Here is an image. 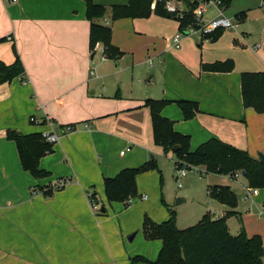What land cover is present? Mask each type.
Segmentation results:
<instances>
[{
	"label": "crops",
	"instance_id": "0c3cea01",
	"mask_svg": "<svg viewBox=\"0 0 264 264\" xmlns=\"http://www.w3.org/2000/svg\"><path fill=\"white\" fill-rule=\"evenodd\" d=\"M92 1L106 9L92 22L111 30L114 51L104 61H95L100 51L89 47L84 0H0V61L10 65L18 57L24 69L22 78L0 85V264L156 260L161 241H148L139 230L144 217L156 224L169 218L150 197L158 195L156 156L174 154L154 144L146 100L170 102L160 115L189 137L190 151L217 139L252 158L264 155V113L244 108L240 89L241 73L264 72L261 0H232L227 8L232 5L233 18L242 15L241 34L256 37L253 53L231 49L238 38L223 31L216 42L209 40L205 52L189 37L175 47L172 39L181 29L175 18L151 14L112 21L111 8L128 0ZM225 60L233 62L230 72L202 70L204 64ZM179 100L196 103L192 119L184 120ZM8 130L58 136L51 153L39 160L47 178L34 179L22 169ZM150 162L156 168L136 175L131 204L107 201L105 178ZM59 179L69 182L43 194L41 188ZM88 193L95 194L93 205ZM252 197L253 207L264 206V187ZM227 211L212 216L221 218ZM252 233L247 236L259 234L264 251V234ZM132 234L133 243H126Z\"/></svg>",
	"mask_w": 264,
	"mask_h": 264
},
{
	"label": "trees",
	"instance_id": "16d2710c",
	"mask_svg": "<svg viewBox=\"0 0 264 264\" xmlns=\"http://www.w3.org/2000/svg\"><path fill=\"white\" fill-rule=\"evenodd\" d=\"M86 4V17L90 21L89 47L93 50L97 43L106 48V56L114 51L110 39L109 27L92 22L93 19L102 18L105 7L96 5L92 0H84ZM232 0H221L226 10ZM151 0H128L126 5H115L111 8L112 21L120 19H145L151 14L166 18H173L167 14L161 4L152 10ZM240 20L242 15L237 16ZM236 17V18H237ZM177 20V19H176ZM190 20L187 17L186 22ZM239 20V21H240ZM178 21V20H177ZM182 28L184 21H178ZM221 31L206 36L214 41ZM233 69L231 60L218 61L202 65L204 72H230ZM24 74L23 66L18 57L10 65L0 61V85ZM240 89L242 105L252 108L257 114L264 113V72H243L240 75ZM169 101L146 100L144 106L150 111L152 134L154 144L160 146L164 153L172 152L174 146L179 149L173 152L178 168L183 166L203 167L207 173L232 176L236 172L244 173L248 188L262 189L264 187V163L258 158H252L246 151L235 148L217 139H210L199 145L195 150H189V137L179 134L173 129V122L163 118L160 112ZM181 110L184 120L192 119L198 111L196 103L179 100L175 102ZM8 140L14 141L19 155L21 167L34 179H43L49 172L39 168V160L51 153L53 144L41 138V133L23 135L14 130L6 133ZM154 162L147 163L138 168L124 169L114 178L103 180L104 195L109 203L126 202L137 194L135 177L138 174L155 169ZM43 194L49 196L53 190L51 186L41 188ZM210 197L220 204L227 206L229 211L225 216H233L236 206V196L225 186L208 187ZM95 194L88 193L90 203H95ZM162 200V204H163ZM169 218L160 224L144 217L142 233L146 240H160L162 247L155 261L151 262L144 257L136 256L131 262L146 264H264V251L262 239L258 235L248 237L243 227L236 236H231L225 223V217L212 218L205 214L194 226L180 230L175 226V212L167 208Z\"/></svg>",
	"mask_w": 264,
	"mask_h": 264
},
{
	"label": "rangeland",
	"instance_id": "374dc122",
	"mask_svg": "<svg viewBox=\"0 0 264 264\" xmlns=\"http://www.w3.org/2000/svg\"><path fill=\"white\" fill-rule=\"evenodd\" d=\"M249 1L253 2L254 0H248V2ZM262 2L263 0H261V7ZM229 9H232V5ZM229 9L224 12V16L233 20L235 18L231 16ZM250 21L253 20L251 19ZM241 23L242 22L240 20L237 30H222L223 32H221L223 34L232 33L237 36L238 41H236V43L232 42L234 47L231 45V49H238L240 51L249 49L253 53V49H255L253 46L254 42L256 41V37H254L253 35H251V38L248 36V39L247 36L244 37L245 34H241ZM236 32H238L239 34H237ZM219 38L220 36L218 37V39ZM190 39L192 41L195 40L194 44H196L194 46L197 48L196 45H200L201 50H203V52H205L206 49L210 47V44H208L209 39L201 40L197 36L189 37V40ZM217 40H215L214 42H216ZM100 56V52H97L94 60L97 61L101 58ZM170 153L173 154V152ZM175 161V156L170 157L169 154L167 157H162L160 155L156 156L155 162L157 164L156 177L158 195L157 197L151 196L150 200L151 202H153L155 198L153 205L156 206L157 209L169 208L175 212V226L178 229L183 230L188 227L194 226L205 214H209L212 218H214V216H212L213 214H222L223 210H229L230 208L220 204L218 201L210 197L208 193V187L213 188L217 186H227L233 191L236 196V206L233 210L241 212V217L238 214L229 217H226L225 215L222 216L225 217V223L228 227L230 235L236 236L239 233L238 230L241 226L243 227L246 235L247 231H249L250 234H254L252 233V231L261 232L262 234H264V216L262 218H259V211L261 210L260 213H262L264 206L262 205V207L258 210L256 207H253V197L246 196L248 191L253 188L247 187L246 180L244 179V177H242V175L237 178H234V174L232 176L211 174L207 173L203 167L199 166L197 167L198 172H195L193 170L188 171L186 177L180 178L179 183L181 184V187L177 188V183L175 181L177 174L174 170ZM257 190L259 191L260 189ZM178 199H183V201L178 203ZM162 200L164 202L163 204ZM98 205L100 206L99 203ZM139 231L142 233L141 229ZM132 235H129L126 243H133L129 242L128 240Z\"/></svg>",
	"mask_w": 264,
	"mask_h": 264
},
{
	"label": "built area",
	"instance_id": "2783aa9c",
	"mask_svg": "<svg viewBox=\"0 0 264 264\" xmlns=\"http://www.w3.org/2000/svg\"><path fill=\"white\" fill-rule=\"evenodd\" d=\"M12 1L14 2L15 0ZM157 4H161L164 11L173 18L180 22L184 21L183 27L172 39L175 47H179L180 41L186 37L197 36L199 39H202L217 31L237 30L239 26L240 19L238 17L231 20L224 16L225 9L221 0H151L150 8L154 10ZM262 7L264 8V0L262 2ZM187 17L190 18L188 22H186ZM95 49L100 51L101 60H106V48L101 44H96ZM30 120L34 121L33 118ZM41 138L50 144H55L58 141V136L49 132L41 133ZM123 153L124 152H121V155H123ZM174 170L177 174V177L175 178L177 188L181 187L179 179L186 177L188 171L193 170L198 172V169L195 166H183L178 168L175 164ZM240 175V172H237L233 175V177L236 178ZM68 182V179H59L53 183L51 187L53 189H62L68 184ZM257 194V189H251L248 191L246 196H255ZM141 199H146V196L141 197ZM131 200L132 198L129 199L125 205L128 206L131 204ZM93 204L94 203H91V205ZM262 213H264V208Z\"/></svg>",
	"mask_w": 264,
	"mask_h": 264
},
{
	"label": "water",
	"instance_id": "95a60500",
	"mask_svg": "<svg viewBox=\"0 0 264 264\" xmlns=\"http://www.w3.org/2000/svg\"><path fill=\"white\" fill-rule=\"evenodd\" d=\"M264 10V9H263ZM179 149V147L178 146H174L173 148H172V152H176L177 150ZM258 158L264 163V155L263 154H258ZM151 159H152V157H151ZM241 175H242V177H244V173L242 172L241 173ZM183 201V199H178L177 200V202L179 203V202H182ZM132 238H133V235L128 239L129 241H131L132 240Z\"/></svg>",
	"mask_w": 264,
	"mask_h": 264
}]
</instances>
